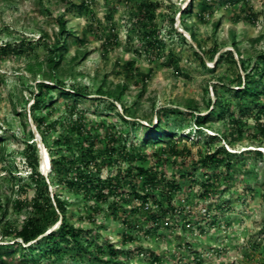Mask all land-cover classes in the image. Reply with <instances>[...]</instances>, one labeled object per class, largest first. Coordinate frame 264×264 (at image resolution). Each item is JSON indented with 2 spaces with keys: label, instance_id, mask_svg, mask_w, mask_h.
I'll return each instance as SVG.
<instances>
[{
  "label": "rangeland",
  "instance_id": "rangeland-1",
  "mask_svg": "<svg viewBox=\"0 0 264 264\" xmlns=\"http://www.w3.org/2000/svg\"><path fill=\"white\" fill-rule=\"evenodd\" d=\"M73 4L83 7L79 10ZM142 4L151 7L150 19L139 15ZM60 18L66 26L63 31L72 35L67 38L68 49L61 51L58 69L52 72L47 60L57 40ZM152 29L159 40L156 47L147 43ZM232 34L248 72L250 60L264 47V0H0V250L20 241L13 230L31 214L29 202L35 191L25 163L30 143L50 194L66 203L67 218L89 232L87 237L95 244L114 245L123 264H150L151 252L162 264H264V136L259 128L264 115L257 118L252 107L243 111L238 98L224 86L233 87L236 72L233 62L219 59L226 50L234 53ZM4 45L9 47L3 50ZM240 57L234 53L237 70L244 76L238 66ZM57 81L66 88H81L84 97L74 101L57 97L53 91L52 105L33 108L37 83L56 85ZM118 84L125 86L119 99L98 93ZM213 85L234 118L242 121L213 118L192 139L184 137L188 130H195L188 100L195 103L194 114L217 110ZM120 114L129 120L127 125ZM158 116L168 130L177 133L178 150L185 146L187 153L169 155L167 142L142 144L147 126ZM39 118L43 122L37 127ZM78 122L96 146L118 139L122 132L126 148L135 146V154L146 156L129 164L115 153L110 160L118 156L116 163L105 159L98 172L94 169L95 176H113L118 168L124 175L132 166L152 168L179 184L180 189L171 195L177 208L174 215L163 216L155 231L144 211L130 214L127 225L121 220L123 212L140 205L129 193L127 182L120 188L123 195L115 200L110 196L107 203L84 200L58 182L51 173L52 158H72L77 148L86 146L85 136L72 127ZM210 134L218 136L213 144L208 143ZM218 146L234 153L231 166H199V158ZM258 148L262 156L250 152ZM42 151L48 157L47 169ZM131 180L138 194L151 192L166 207L161 187L143 186L144 176L134 175ZM204 184L213 185L207 197ZM112 200L119 206L118 220L106 209ZM148 206L157 209L153 201ZM10 252V264H94L92 257H85L84 262L66 257L22 261L26 249L15 246Z\"/></svg>",
  "mask_w": 264,
  "mask_h": 264
},
{
  "label": "trees",
  "instance_id": "trees-1",
  "mask_svg": "<svg viewBox=\"0 0 264 264\" xmlns=\"http://www.w3.org/2000/svg\"><path fill=\"white\" fill-rule=\"evenodd\" d=\"M73 7H77L80 10V8L83 7V4L79 6L73 4ZM150 8L151 7H148L146 4H142L139 15L142 18L150 19L152 17ZM58 23L59 33L57 40L51 45L50 50L52 56L47 60V65L52 72L58 69V61L63 57L61 51L68 49L69 43L67 38L72 35L70 31H63V28L66 26L61 18L58 20ZM156 33V29H152L147 34L149 36V41L147 43L152 47H156L159 44ZM63 36L64 38H61ZM190 38L194 43L196 42V38L192 33L190 34ZM231 44L233 45L234 53L240 57L241 55L237 49L233 34ZM197 45L199 46V43H197ZM8 47L9 45H4L3 50ZM234 53L232 50H226L219 56L220 60L227 58L233 62L236 71L231 82L233 87H230L227 84L223 85L229 92L233 93V95L238 98V106L242 108L243 111L245 109H256L255 116L257 118L262 117L264 115V47L261 51L255 54L253 60H250V63H252L251 69L248 72H246V64L240 57L238 66H240L242 71H244V76H242L237 70ZM199 58L201 59L202 65H204L202 57L199 56ZM124 88V84H118L108 92L98 90V93L111 95L114 98L119 99ZM53 91H56L57 97L59 96L65 99L72 98L74 101H78L84 97L81 88H75L74 86L66 88L64 82L62 81H57L56 85L39 82L37 83V91L33 97L32 107L44 108L52 105L54 97L56 96L51 94ZM213 91L215 93L213 106H216L217 110H212L211 112L203 115L194 114L192 111L196 108L195 103L192 100L187 101V111L194 120L195 130H188L184 137L192 139L195 133L200 131V129L206 128V122L213 118L218 121L228 119L232 123H240L242 121L241 119L234 118L229 105H226L223 102L221 94L217 92L214 85ZM110 107L113 108V104H110ZM250 107L252 108L250 109ZM176 111L178 114L182 113L181 110L176 109ZM32 115L34 118L36 117L34 113H32ZM120 117L121 121L125 125L129 123V120L124 118L122 114H120ZM36 122L38 125L37 127H40L39 124L43 122V119L39 118ZM72 127L80 136H85L84 125L81 122H78ZM259 128L260 134L264 136V123H260ZM146 130L147 132L145 138L142 140L143 145L155 146L156 144L167 142L169 146L167 147L166 152L172 156L182 155L189 151L185 146L182 147V150H178V146L176 144L178 137L177 133L168 130L159 116L157 117V121L155 123L147 126ZM122 135L123 133L121 132L118 139L114 137L102 147L96 146L93 136H85L83 139L86 146L83 147V145H81L77 148V150L73 152L72 158L68 156L52 158L51 173H55L56 180L63 183L68 190L73 191L75 194H81L84 200L95 199L99 203H107L110 196L114 197L115 200L116 196L123 195L124 192H120V188L127 182V185L130 188L129 193L133 195L134 198L140 200V205L131 208L129 211L125 210L126 212H123L124 216H121L122 223L128 225V216L130 214L134 215L144 211L146 220H150L152 223V230L155 231L158 229L163 216H165L168 212H171V214L174 215L177 211V208L171 203V195L180 189L176 180H167L165 176H162L157 171H153L152 168L145 169L143 166H132L124 175H122V171H120L119 168L117 169L116 174L106 178L94 175V173H96V170L94 169H97L98 172V169H100L101 165H103L105 159H109V163L115 164L119 156L122 160L132 164L136 158L143 160L146 158V156L135 154V146H131L127 149L125 143L122 142ZM217 137L218 136L215 134L208 135V143L213 144V141ZM226 138L227 137L224 139ZM0 142L2 143L3 141L0 140ZM121 142L123 143L122 146L120 145ZM57 143H59V141ZM250 152L255 153L258 156L263 155L262 151L259 149H252ZM34 153V144L27 143L25 163L26 166L30 168L29 179L35 191L33 198L29 202L31 214L26 217L19 229L13 230L14 236L20 239V241L6 244V250H0V264H10L7 261V257L11 253L10 250L15 248V246L23 250L26 249L27 251L21 254L20 257L22 261L36 262L38 259H45L46 261H61L66 257V259L71 261L74 260L76 262H84L87 261L85 257H87V259L92 257L91 260L94 264H123L118 260V250L114 247V245L107 244L103 246L95 244L96 241L87 237L89 232H87L83 227L76 226L74 222L67 218L66 203L61 200L59 195L50 194L47 178L38 171V158L34 155ZM115 153L118 154L116 158L117 160H110ZM233 154L234 153L226 151L224 148L219 146L212 149L210 148L201 158H199L198 164L199 166L211 165L217 167L225 165L230 167L232 160L231 155ZM74 167L75 172H73ZM134 175L144 176L145 180L143 186L145 187H161L160 196L166 200V207H164L161 202L154 199L151 192H146L143 195L138 194L136 185L132 184L131 180ZM203 187L204 195L207 197L211 191H213V185L204 184ZM262 196L264 199V190ZM114 200H112V203L109 204L106 209L110 210L111 216L114 220H118L120 217L119 206H114ZM152 201L153 204L156 205V210H152L148 206ZM58 220H60V223L57 228L47 234H44L45 231ZM123 236L131 241L133 240L132 236H129L126 233L123 234ZM25 244H27V246H24ZM69 248L73 250L72 254L70 253L71 251ZM149 256L150 257H148V259L150 264H162L159 256L152 252ZM37 257L39 258L37 259Z\"/></svg>",
  "mask_w": 264,
  "mask_h": 264
},
{
  "label": "bare ground",
  "instance_id": "bare-ground-1",
  "mask_svg": "<svg viewBox=\"0 0 264 264\" xmlns=\"http://www.w3.org/2000/svg\"><path fill=\"white\" fill-rule=\"evenodd\" d=\"M42 154H43V168L47 169V167L49 165L48 157H47V154L45 153V151H42Z\"/></svg>",
  "mask_w": 264,
  "mask_h": 264
},
{
  "label": "clouds",
  "instance_id": "clouds-1",
  "mask_svg": "<svg viewBox=\"0 0 264 264\" xmlns=\"http://www.w3.org/2000/svg\"><path fill=\"white\" fill-rule=\"evenodd\" d=\"M259 150H261L260 148H258ZM262 151V150H261ZM263 152V151H262Z\"/></svg>",
  "mask_w": 264,
  "mask_h": 264
}]
</instances>
